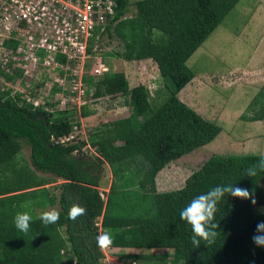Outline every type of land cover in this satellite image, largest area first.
I'll use <instances>...</instances> for the list:
<instances>
[{
    "label": "trees",
    "instance_id": "obj_1",
    "mask_svg": "<svg viewBox=\"0 0 264 264\" xmlns=\"http://www.w3.org/2000/svg\"><path fill=\"white\" fill-rule=\"evenodd\" d=\"M239 0H116L115 22L105 31L121 44L108 56L151 60L167 96L155 108L147 88H129L121 72L84 77L94 99L119 96L128 116L101 124L85 140L59 142L71 132L68 111L45 112L0 91V264H101V248L171 249L173 263L264 264V155H211L177 190L157 193L154 178L167 164L211 141L220 128L178 98L193 78L186 61ZM91 112L80 111L84 118ZM239 119L264 123V84ZM33 170L63 180L58 210L45 182L16 170L20 143ZM88 146L95 154L84 155ZM110 173L98 187L101 165ZM13 172L8 180L5 173ZM37 190L22 192L29 188ZM99 219V222L97 220ZM128 262L150 259L117 254Z\"/></svg>",
    "mask_w": 264,
    "mask_h": 264
},
{
    "label": "rangeland",
    "instance_id": "obj_2",
    "mask_svg": "<svg viewBox=\"0 0 264 264\" xmlns=\"http://www.w3.org/2000/svg\"><path fill=\"white\" fill-rule=\"evenodd\" d=\"M128 1L126 17L134 14V3L139 0ZM263 7L264 2L259 0H239L186 61V66L194 74L188 89L195 88V94L185 91L180 100L191 103V107L198 115L220 128V133L210 143L167 164L160 170L154 178L157 193L181 188L185 178L211 155H264V123L244 122L239 119L250 99L264 84ZM243 38L245 39L242 41ZM120 49L121 44L116 38L104 35L96 41L92 57H100L101 62L108 69L107 72L125 73L128 86L143 83L149 91L152 108L160 105L167 96L166 85L170 87V83L162 81L153 62H143L141 65L137 61L122 63L123 60L108 56V52L120 51ZM91 63H96V60L86 63L83 70L84 75L90 78H92L89 70ZM85 100L80 110L75 107L68 111L72 116L70 120L72 126H76L78 130L75 132L77 134L74 140H85L86 135L94 128L128 113V108L118 109L124 103L123 98L119 96L94 99L88 94ZM82 110L91 114L82 118L79 116ZM82 151L84 155L93 157L87 147ZM12 164L14 169L31 172L47 182L48 193L56 199L60 181L52 174L40 173L32 169L29 163V148L24 142L20 143V151ZM101 172L98 192L103 197L111 178L105 164L101 165ZM12 173H5L8 180L13 176ZM261 186L264 187V184L261 183ZM37 189L40 187L29 188L22 192ZM55 206L54 209H58V203ZM47 210L49 209H35L34 214L39 215ZM254 212L264 213V206L255 208ZM255 245L264 251V240L257 241ZM122 251L129 253L127 250L101 248L103 256L101 264H123L115 259L117 254L123 253ZM132 253L147 255L150 259L125 264H175L172 261L171 249L153 248L132 251Z\"/></svg>",
    "mask_w": 264,
    "mask_h": 264
},
{
    "label": "built area",
    "instance_id": "obj_3",
    "mask_svg": "<svg viewBox=\"0 0 264 264\" xmlns=\"http://www.w3.org/2000/svg\"><path fill=\"white\" fill-rule=\"evenodd\" d=\"M116 6V0H0V91L49 113L80 110L92 96L83 82L86 63L96 60L92 78L108 70L92 53L115 22ZM71 129L58 141H73L78 130Z\"/></svg>",
    "mask_w": 264,
    "mask_h": 264
},
{
    "label": "crops",
    "instance_id": "obj_4",
    "mask_svg": "<svg viewBox=\"0 0 264 264\" xmlns=\"http://www.w3.org/2000/svg\"><path fill=\"white\" fill-rule=\"evenodd\" d=\"M254 1H258V0H254ZM259 1H262V2H264V0H259ZM264 8V7H263ZM255 17H253V19H254ZM252 19V20H253ZM246 38V37H245ZM245 38H243L242 39V41L245 39ZM124 61H122V63H123ZM132 62H135V61H132ZM143 62H152L151 60H149V59H147V60H140V61H137V63H139L140 65H141V63H143ZM124 63H126V62H124ZM156 68V67H155ZM124 74V77L126 76L125 75V73H123ZM194 75V74H193ZM126 78V80H127V77H125ZM193 79H194V76H193V78L191 79V81H193ZM138 84H141V85H143V83H135V84H133V85H129V88H132V87H134V86H136V85H138ZM188 85H189V83L188 84H186L179 92H178V94H177V98L180 100V97L182 98V96H183V94H184V92L185 91H188L187 93H189V92H191L192 94L194 93L195 94V88H189L188 89ZM143 86H145V85H143ZM181 101V100H180ZM191 101V100H190ZM189 101V102H190ZM182 102V101H181ZM183 104H185L186 106H188L189 108H191L193 111H195V109L194 108H192L191 107V103H184V102H182ZM118 109H124V110H126L127 109V107H125L124 106V104L121 106V108H118ZM117 109V110H118ZM117 110H115V111H117ZM196 112V111H195ZM128 116V113L126 114V115H124V116H120V117H117V118H115L114 120H117V119H121V118H124V117H127ZM113 120V121H114ZM88 148L89 150H90V153L93 155V156H95V154H94V152H93V150L91 149V148H89L88 146H85L84 148ZM83 148V149H84ZM176 161V160H175ZM57 179L60 181V183H58V188H59V185L61 184V183H63V180L62 179H60V178H58L57 177ZM46 190H47V193H48V188H49V184L46 182L45 183V185L43 186ZM59 191H58V196H59V194H60V189H58ZM48 195L50 196V197H52L53 199H54V203L52 204V206H49V207H47L49 210H47V212H44V213H53V212H55V211H57L58 209H54L56 206H55V204L57 203V199H58V196L56 197V199H55V197H53V196H51L49 193H48ZM102 249H104V247H102ZM105 249H118V250H127L129 253H126V251H122L123 253L125 252V254H134V253H132V251H139V250H148V249H120V248H105Z\"/></svg>",
    "mask_w": 264,
    "mask_h": 264
}]
</instances>
